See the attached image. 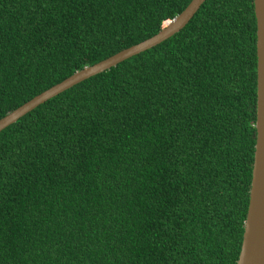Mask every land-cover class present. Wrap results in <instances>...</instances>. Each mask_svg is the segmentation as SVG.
<instances>
[{
    "label": "trees",
    "instance_id": "1",
    "mask_svg": "<svg viewBox=\"0 0 264 264\" xmlns=\"http://www.w3.org/2000/svg\"><path fill=\"white\" fill-rule=\"evenodd\" d=\"M191 0H0V119ZM253 0L0 132V264H236L256 141Z\"/></svg>",
    "mask_w": 264,
    "mask_h": 264
},
{
    "label": "water",
    "instance_id": "2",
    "mask_svg": "<svg viewBox=\"0 0 264 264\" xmlns=\"http://www.w3.org/2000/svg\"><path fill=\"white\" fill-rule=\"evenodd\" d=\"M205 0H191L174 19L165 22L162 29L151 38L129 47L92 66L83 68L61 83L34 97L0 119V132L16 123L38 106L73 86L101 74L118 64L170 39L179 33L193 18ZM256 20V141L249 191V204L241 248L236 264H264V0H253Z\"/></svg>",
    "mask_w": 264,
    "mask_h": 264
},
{
    "label": "rangeland",
    "instance_id": "3",
    "mask_svg": "<svg viewBox=\"0 0 264 264\" xmlns=\"http://www.w3.org/2000/svg\"><path fill=\"white\" fill-rule=\"evenodd\" d=\"M163 26H165V25H163Z\"/></svg>",
    "mask_w": 264,
    "mask_h": 264
}]
</instances>
